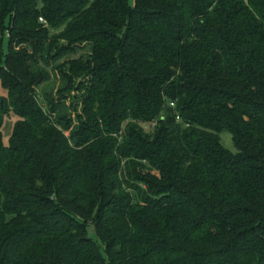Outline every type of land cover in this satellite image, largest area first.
<instances>
[{"label": "trees", "instance_id": "16d2710c", "mask_svg": "<svg viewBox=\"0 0 264 264\" xmlns=\"http://www.w3.org/2000/svg\"><path fill=\"white\" fill-rule=\"evenodd\" d=\"M133 1L0 0V264H264V0Z\"/></svg>", "mask_w": 264, "mask_h": 264}, {"label": "rangeland", "instance_id": "374dc122", "mask_svg": "<svg viewBox=\"0 0 264 264\" xmlns=\"http://www.w3.org/2000/svg\"><path fill=\"white\" fill-rule=\"evenodd\" d=\"M128 2H129L130 6H133V2H134L133 0H128ZM5 50H6V47H4V51ZM82 53H84V51H82ZM71 97H72V99H73V97H76V101H78V99H79V97H77L76 93H72ZM70 99L68 100V102L70 101ZM77 111L80 112V108H78ZM14 122H15V118H13V117L7 118L4 120L3 128H2V141H3V144L5 146H7L9 143V139H10V136L12 133ZM220 141H221L222 146L226 150H228L229 152H232V153L235 152V148H234V145L232 142L231 135L228 132L224 131L221 133Z\"/></svg>", "mask_w": 264, "mask_h": 264}, {"label": "built area", "instance_id": "2783aa9c", "mask_svg": "<svg viewBox=\"0 0 264 264\" xmlns=\"http://www.w3.org/2000/svg\"><path fill=\"white\" fill-rule=\"evenodd\" d=\"M40 22H42V19H39Z\"/></svg>", "mask_w": 264, "mask_h": 264}]
</instances>
